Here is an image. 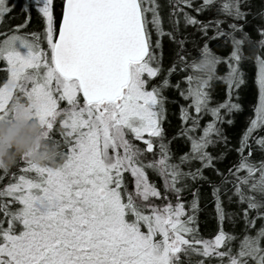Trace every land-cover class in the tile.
<instances>
[{
	"label": "snow or ice",
	"instance_id": "6c2138e0",
	"mask_svg": "<svg viewBox=\"0 0 264 264\" xmlns=\"http://www.w3.org/2000/svg\"><path fill=\"white\" fill-rule=\"evenodd\" d=\"M189 37L225 75L198 74ZM0 62V120H37L60 150L0 170V264H264V0H0ZM167 91L190 101L171 139Z\"/></svg>",
	"mask_w": 264,
	"mask_h": 264
},
{
	"label": "trees",
	"instance_id": "16d2710c",
	"mask_svg": "<svg viewBox=\"0 0 264 264\" xmlns=\"http://www.w3.org/2000/svg\"><path fill=\"white\" fill-rule=\"evenodd\" d=\"M20 3L22 0L19 1ZM161 2H164V0H161ZM202 2V0H201ZM19 4V3H17ZM191 11V10H189ZM193 15L197 16V18L201 20H205L207 18H210V14H205L201 15L199 13H192ZM15 16L16 13H13ZM150 15V14H149ZM17 20H10L11 24L17 23ZM165 28L167 30V25L165 24ZM194 29L192 27H189L187 29V33H192ZM153 39H155V34H153ZM164 44V53H165V60L164 64L167 66L169 63V57L171 55L170 50L172 49L173 45L169 43L167 38H164L163 40ZM185 49L186 52H182V55H186L187 59L192 60L195 59L196 61H199L203 54V42L202 41H197L195 37H189L187 42L185 43ZM209 51L210 53L214 54L217 57H224L227 54V49H221L220 47L217 46L216 43L210 42L209 43ZM227 71V67L225 64L221 63L216 66V74L217 75H225ZM5 79V73L3 71H0V84L2 81ZM173 80L175 77L172 78ZM217 89L219 90V84L215 85ZM166 95L169 97V99L175 98L179 100V103L177 104H167V112L165 114V119L163 122V127L166 130V136L168 139H171L172 135L178 130L179 125H180V120H179V105L180 104H187L190 103V101H183L182 98H179L177 93L175 91H167ZM225 99V94L223 91H219V95L215 97V100L217 101H223ZM244 102V108L245 111L244 113L238 118V121L236 123V126L233 128L228 129V134L232 140V144H236L238 137L241 135L242 130L244 129L245 121L248 119V117H255V113L253 110V105L257 102V95L256 93L249 89L243 98ZM210 117H205L203 123H206ZM172 150L173 152L176 153V155H181L183 154L184 151H187L189 149V145L184 143L183 139H177L176 141H173L172 145ZM235 159V155H230L227 157V159L224 161L223 164H221V167L226 166L229 161H232ZM205 193L209 192L210 190L205 188L204 189ZM191 197H188L190 199ZM210 196L208 197L207 200H202L201 202V208L202 211L198 215V227L200 229L201 235L208 239L211 238V234L214 233V230L216 228V220H215V212H214V204L210 202ZM198 257H194V259H197Z\"/></svg>",
	"mask_w": 264,
	"mask_h": 264
},
{
	"label": "clouds",
	"instance_id": "9594fccd",
	"mask_svg": "<svg viewBox=\"0 0 264 264\" xmlns=\"http://www.w3.org/2000/svg\"><path fill=\"white\" fill-rule=\"evenodd\" d=\"M197 65L199 75H211L216 69L211 54H204ZM59 151L46 137L45 130L37 120L28 119L25 115L0 120V170L14 167L22 156L29 157L36 165L55 166Z\"/></svg>",
	"mask_w": 264,
	"mask_h": 264
},
{
	"label": "rangeland",
	"instance_id": "374dc122",
	"mask_svg": "<svg viewBox=\"0 0 264 264\" xmlns=\"http://www.w3.org/2000/svg\"><path fill=\"white\" fill-rule=\"evenodd\" d=\"M2 62H0V69L6 67L5 65H3V63L1 64ZM5 81V79L2 81V83L0 84V86H2L3 82Z\"/></svg>",
	"mask_w": 264,
	"mask_h": 264
},
{
	"label": "flooded vegetation",
	"instance_id": "af4514ba",
	"mask_svg": "<svg viewBox=\"0 0 264 264\" xmlns=\"http://www.w3.org/2000/svg\"><path fill=\"white\" fill-rule=\"evenodd\" d=\"M20 0H10V2L20 3ZM2 64V63H1ZM147 138V137H146Z\"/></svg>",
	"mask_w": 264,
	"mask_h": 264
}]
</instances>
